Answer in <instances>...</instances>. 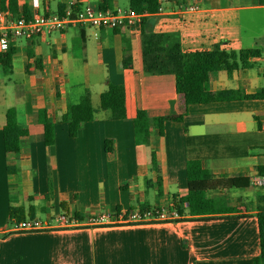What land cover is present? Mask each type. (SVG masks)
I'll list each match as a JSON object with an SVG mask.
<instances>
[{"label":"crops","instance_id":"0c3cea01","mask_svg":"<svg viewBox=\"0 0 264 264\" xmlns=\"http://www.w3.org/2000/svg\"><path fill=\"white\" fill-rule=\"evenodd\" d=\"M71 2L129 7V0H17V10L56 12ZM185 4L197 9L183 11ZM160 6L134 26L70 24L9 42L11 71L0 65V264H254L259 254L255 214L264 183L255 185L252 178L264 166V98L186 104L173 72L145 70L142 32L162 34L166 44L175 42L182 50L264 53V0H160ZM4 9L9 10L7 0ZM249 61V67L212 71L209 90L252 93L264 87V64ZM108 83L124 87V118L98 109L88 121H60L86 91L97 107ZM10 107L20 126L16 153H6L2 140ZM42 108L53 123L48 145L37 118ZM137 109L147 115L144 143L135 139ZM167 114L181 119L165 120L160 134L155 118ZM189 159L201 161L206 179L188 181ZM193 189L227 211L183 213L182 219L158 223L33 232L7 227L9 206L22 205L26 216L28 210L33 216L60 211L83 216L174 207L173 196Z\"/></svg>","mask_w":264,"mask_h":264},{"label":"trees","instance_id":"16d2710c","mask_svg":"<svg viewBox=\"0 0 264 264\" xmlns=\"http://www.w3.org/2000/svg\"><path fill=\"white\" fill-rule=\"evenodd\" d=\"M9 10L18 14L17 0H7ZM4 0H0L3 7ZM103 6V5H101ZM160 6V0H129V8L139 13H154ZM22 15L29 13L23 10ZM145 16L141 18V22ZM140 22V23H141ZM142 54L144 67L148 72H173L176 91L183 95L186 104L215 100H230L241 98H264V87L255 92L245 93L238 89H222L210 91L208 88L209 75L212 71L225 69L228 72L238 67H249V58L259 54L257 49H229L224 48H195L182 50L177 43L166 44L162 34H147L142 32ZM14 48L9 45L0 52V65L5 73L11 71V57ZM123 59V65L127 66ZM98 109H107L111 118H124L126 116L125 91L122 84L108 83L107 88L99 94L98 106H93L89 92L86 91L80 101L67 106L61 115L60 121H88L94 118ZM38 121L43 128V141L46 145L53 142V123L45 108L37 112ZM181 114H167L155 118L159 133H162L165 120H180ZM147 115L145 110L137 109L133 118L135 139L137 143H144L148 139ZM20 126L16 121L15 109L10 107L5 112V122L2 126L3 147L6 153H16L19 149L18 138ZM105 148L109 149V140H105ZM8 170L11 167H7ZM188 181L206 179L208 170L204 168L199 159H189L185 164ZM258 173L264 176V166H258ZM173 206L178 213H214L227 211L215 199L208 198L202 190L193 189L186 195L173 196ZM10 220H21L33 217L28 210L24 213L22 205L9 206ZM258 227L259 254L254 258V264H264V195L258 196L257 212L255 214Z\"/></svg>","mask_w":264,"mask_h":264},{"label":"built area","instance_id":"2783aa9c","mask_svg":"<svg viewBox=\"0 0 264 264\" xmlns=\"http://www.w3.org/2000/svg\"><path fill=\"white\" fill-rule=\"evenodd\" d=\"M183 11H193L196 5L185 4ZM162 10L159 6L156 12ZM148 13H139L131 8L76 6L69 3L56 12L40 13L37 10L28 15L14 14L8 9L0 10V50H5L14 38L28 39L36 34L61 31L70 24L108 27L116 29L122 26L140 24L141 18ZM264 64V53L249 58ZM255 185L264 183V176L252 178ZM182 219L174 207H142L118 210H103L88 215L60 211L52 216L25 217L19 221L12 219L8 224L9 232H33L53 229H73L82 227L116 226L139 223L171 222Z\"/></svg>","mask_w":264,"mask_h":264},{"label":"rangeland","instance_id":"374dc122","mask_svg":"<svg viewBox=\"0 0 264 264\" xmlns=\"http://www.w3.org/2000/svg\"><path fill=\"white\" fill-rule=\"evenodd\" d=\"M258 64H260V65H263L262 63H258ZM95 97V95L93 94V96H92V98H94ZM96 99H93V101H95ZM40 217H42V216H40Z\"/></svg>","mask_w":264,"mask_h":264}]
</instances>
